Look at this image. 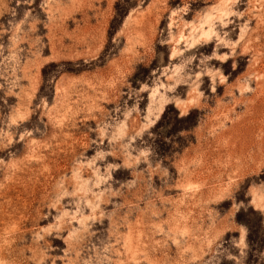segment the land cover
<instances>
[{"label": "rangeland", "instance_id": "rangeland-1", "mask_svg": "<svg viewBox=\"0 0 264 264\" xmlns=\"http://www.w3.org/2000/svg\"><path fill=\"white\" fill-rule=\"evenodd\" d=\"M0 264H264V0H0Z\"/></svg>", "mask_w": 264, "mask_h": 264}]
</instances>
